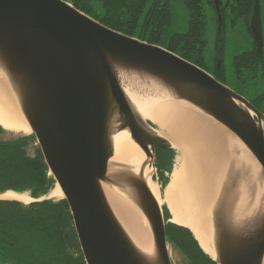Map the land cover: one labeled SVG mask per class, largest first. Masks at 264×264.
<instances>
[{"label":"water","instance_id":"1","mask_svg":"<svg viewBox=\"0 0 264 264\" xmlns=\"http://www.w3.org/2000/svg\"><path fill=\"white\" fill-rule=\"evenodd\" d=\"M250 28L262 56L259 0ZM0 72L55 179L51 189L59 185L69 204L87 264H174L163 207L145 176L146 166L153 167L151 179L158 183V149L174 147L137 110L126 86L139 95L147 89V97H158L155 87L161 86L222 128L241 162L225 178L212 212V258L216 264H264V113L244 95L174 51L109 27L66 0H0ZM124 129L147 157L139 171L113 160V138ZM104 184L131 191L151 231L152 253L126 231ZM241 198L255 208L247 207L244 225L235 207Z\"/></svg>","mask_w":264,"mask_h":264},{"label":"bare ground","instance_id":"2","mask_svg":"<svg viewBox=\"0 0 264 264\" xmlns=\"http://www.w3.org/2000/svg\"><path fill=\"white\" fill-rule=\"evenodd\" d=\"M130 77H128L129 81ZM135 80L136 78H133L130 83ZM160 87H155L158 97H147L139 95L130 86H126L127 94L137 110L157 125V133L169 139L178 151L173 170L167 174L169 181L164 187L151 179L155 174L153 167L146 166L145 176L160 205L167 208L170 216L168 222L189 228L203 251L215 257L216 251L212 244V212L225 178L234 174L235 166L238 165L235 162L241 161L235 159V154L226 146L219 125L190 104L171 97L169 92L162 91ZM0 125L11 131L26 134L32 132L15 93L1 72ZM113 142L114 161L132 165L137 171L146 165L147 157L133 140L128 129L118 131ZM233 159H235L233 166H228ZM250 184H253L252 176ZM104 189L126 231L142 250L152 253L151 231L143 212L131 200V191L112 184H104ZM50 196H63L59 185L50 191ZM224 197L230 199L227 190ZM0 199L19 200L24 203L33 200L29 194L13 190L0 194ZM250 203H252L251 199L247 201L241 198L235 205L237 220L240 219L241 225L248 221L247 217L244 218V213L248 210V206H252ZM228 207L229 205L224 208L227 212L230 211ZM244 208L246 210H243ZM254 210L252 206L251 211Z\"/></svg>","mask_w":264,"mask_h":264},{"label":"flooded vegetation","instance_id":"3","mask_svg":"<svg viewBox=\"0 0 264 264\" xmlns=\"http://www.w3.org/2000/svg\"><path fill=\"white\" fill-rule=\"evenodd\" d=\"M71 1L74 6H83L88 12L97 20H104L106 23L115 25L120 28L121 31L135 32L132 36L150 42L157 45H165L167 47H186V50L190 55H193L197 59H200L201 63H214V73L221 82L230 86L237 92H240L242 87L235 88L230 85L228 81V75L224 66L223 51L226 43V38L229 32V20L233 17H243L247 19L252 16L255 1L251 2L247 0H67ZM260 1L261 13L263 12L264 5L262 0ZM184 4L190 9V6H195L199 10V13H203L206 8H209L217 18L218 24L216 27V37L214 40L215 53L212 56H208L206 60L203 55L206 48L208 39L206 38V31L203 32L194 40L188 41V38L176 41V36H183L186 32L176 33L168 38L164 39L163 32L166 30V26L170 23L172 18L173 9H178ZM252 9L251 14H245L246 11ZM89 14V15H90ZM90 15V16H91ZM98 16V17H97ZM102 22V21H101ZM104 23V22H102ZM190 29V28H189ZM188 29V31H189ZM249 29V26H248ZM187 31V32H188ZM251 33V29H249ZM262 31L264 40V19L262 17ZM244 34V37H247ZM253 36V35H252ZM254 41V38H253ZM255 43V41H254ZM254 50L250 49L238 56L247 53L244 61L249 64L252 60L247 56L248 53H252L254 60H257L256 64L263 66V56H260L256 43L253 46ZM264 51V49H263ZM236 57V58H237ZM248 61V62H247ZM236 62V59H235ZM242 69H245L243 66ZM247 69V68H246ZM241 78V79H240ZM237 80L244 83L245 90L253 92V86H248L250 81L246 78L243 79L239 73ZM264 78L262 79V81ZM249 82V83H248ZM248 98V97H247ZM249 99V98H248ZM249 101L262 113H264V95L263 93L253 96ZM4 202V203H2ZM56 202V201H55ZM58 202V201H57ZM0 204H5L10 208L27 213L32 208H36L34 205H25L17 201L0 200ZM5 222H0V227L3 231H0V264H45L44 262V244L43 234L35 233L32 231H26V228L22 225H18L15 221L23 222V217H6Z\"/></svg>","mask_w":264,"mask_h":264},{"label":"trees","instance_id":"4","mask_svg":"<svg viewBox=\"0 0 264 264\" xmlns=\"http://www.w3.org/2000/svg\"><path fill=\"white\" fill-rule=\"evenodd\" d=\"M243 1L247 2V0ZM250 1L253 2V0ZM76 7L90 14L83 6L77 5ZM251 11L252 9H249L245 14L250 15ZM189 13L191 15L190 29L185 35L176 36L175 40L177 42L184 39V37L188 38L190 42L191 39H196L206 30L205 11L199 13V10L196 9L195 6H190ZM100 21L121 31V29L115 25L108 24L104 20ZM122 32L130 35L135 33ZM169 49L203 68L207 69L208 67L207 64L201 63V61H199L200 59L190 55L186 51L188 50L186 47L180 48L173 46L169 47ZM254 49L255 48L252 50ZM252 53L249 52L247 55L252 58L249 64H247L243 58L246 57L245 55L247 53L236 58L235 65L238 71L241 70L243 66L249 69L251 64L255 65L257 63ZM2 131L3 129L0 127V193L7 190H14L17 192H28L37 199L46 196L54 185L55 179L49 174V167L44 159L40 146L37 145L33 154L29 152V146L37 143L36 136L31 134L28 136H14L11 139H3ZM167 152H172V150H167ZM165 179L166 182L169 180L167 176ZM29 205H34L36 208H32L27 213H24L19 211V209L15 210L5 204H0V222H5L4 218L6 217L24 216L26 219H24L23 222H15H17L18 225L24 226L26 231L43 234V240L45 241V264H86L73 226V217L67 200L62 199L55 202L52 199H44ZM3 230L4 229L0 227V231ZM166 232L169 243L179 249L189 259L191 264H216V262L202 250L190 229L167 222Z\"/></svg>","mask_w":264,"mask_h":264},{"label":"rangeland","instance_id":"5","mask_svg":"<svg viewBox=\"0 0 264 264\" xmlns=\"http://www.w3.org/2000/svg\"><path fill=\"white\" fill-rule=\"evenodd\" d=\"M71 2V1H70ZM262 3L264 5V0H262ZM206 13V38L208 39L206 48L204 50L203 55H205L206 60H208V56H212V54L215 53V48H214V40L216 37V27L218 24L217 18L214 14H212V11L209 8L205 9ZM262 17L264 19V9L262 12ZM190 19L191 15L189 13V9L186 5L182 4L181 7L178 9L174 8L173 13H172V18L170 23L167 24L166 30H164L163 35L164 39L168 38L176 33H183L187 32L188 29L190 28ZM229 32L226 38V43L223 51V56H224V66L227 71L228 75V83L235 88H238L239 86L242 87L240 89L241 94L244 95L246 98L248 97L250 100L253 98V96L258 95L263 93L264 95V66L259 67L258 64L255 65H250L249 69H246L248 67H245V69L237 70V66L235 65V59L238 54H241L247 50L253 49L254 46V41H253V36L251 33H249L248 29V20L244 19L243 17H233L231 20H229ZM247 37H244V34H247ZM163 47L167 48V46L162 45ZM205 64V63H204ZM263 64H264V59H263ZM206 65V64H205ZM208 69L214 73L215 70V64L214 63H207ZM252 66V67H251ZM241 74V77L243 79H247L250 81V84L248 86H253V92H249L248 90H245V85L242 82H239L237 80V77ZM241 79V78H240ZM249 83V82H248ZM142 96H148L149 92L147 89H142L141 91ZM154 124V123H153ZM0 127L3 129L1 133L3 139H11L12 137H17V136H28L31 135V133H23V132H16V131H11L8 130L0 125ZM154 127L156 128L157 125L154 124ZM39 146L38 142L31 144L29 146V152L30 154H33L35 151V148ZM174 153L176 156H178V151L177 149L174 148ZM174 153L173 152H167L166 149H162V151L158 152V168H157V175L159 180L162 179L159 184L160 186L164 187L166 183H168L169 180L166 182V174L168 171L173 170V165L175 164L174 160ZM175 156V158H177ZM174 161V162H173ZM172 166V169H171ZM50 175H52L49 172ZM19 193H28V192H19ZM30 195V193H28ZM49 198H53L52 200L54 201H60L64 199V195L62 197H52L49 194L46 196ZM33 199V198H32ZM163 209V215L166 214L165 220L168 222V212L167 208L162 205ZM165 212V213H164ZM74 226V223H73ZM75 229V227H74ZM169 251L171 255V259L174 264H191L189 259L179 250L177 249L174 245L169 244Z\"/></svg>","mask_w":264,"mask_h":264}]
</instances>
